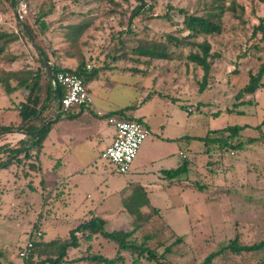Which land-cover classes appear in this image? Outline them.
<instances>
[{
  "label": "rangeland",
  "instance_id": "obj_1",
  "mask_svg": "<svg viewBox=\"0 0 264 264\" xmlns=\"http://www.w3.org/2000/svg\"><path fill=\"white\" fill-rule=\"evenodd\" d=\"M235 3L242 6L244 12L239 19L226 13L222 34L210 39L211 52L219 56L214 60L213 76L203 93L197 91L201 75L194 72L193 65L186 63L185 57L191 49L176 47L175 54H180L181 59L150 64H146L143 58L138 63L120 61L116 64L119 71L115 69L103 78L98 89L101 93L95 94L94 91L92 95L97 107L109 111L136 105L133 114L141 116L148 125L149 139L160 137L159 125L164 123L168 124L166 133L180 131L183 135L182 139L167 146H175L187 154L189 170L179 176V183L170 191L169 200L162 196L153 202V206L160 210V218L183 238V242L172 245L165 256L172 264H197L234 239L237 231L240 234L238 240L247 244L264 239V88L252 95L244 94L241 98L244 104L235 105L238 102L235 95L247 84L248 72L257 73L264 61V33L257 32L252 37L253 28L261 18L264 19V0H235ZM2 4L7 6L8 0H0V7ZM135 4L133 0H29L26 9L23 0H19L15 13L19 21L29 23L35 20L38 10L51 9V14L45 18L49 26L46 40L55 54L62 58L74 57L75 60L78 54H82L93 63L99 56L104 59L105 54H112V49L118 46L117 36L128 29L129 14ZM151 5L152 19L140 17L133 21L131 29L138 38L165 40L168 33L178 37L185 35L179 31L182 16L177 10L193 13L197 8L194 0H157ZM165 14L171 21L154 17ZM80 21H88L90 26L76 43L66 41L65 28ZM15 22L13 11L0 10L2 28L17 30ZM121 37L130 50L133 39L126 32H122ZM12 47L22 56L20 63L8 68H18L22 62L34 61L35 52L31 45L19 41ZM128 66L145 70L146 75L121 71ZM17 96L18 93L0 96V124L17 126L9 118L14 117L13 110L7 111L9 107L15 108ZM233 125H247L237 137L228 141L232 146L239 144L236 148L216 146L207 153L202 143L194 140ZM12 132L0 133V145H13L6 142ZM104 145L101 142L92 148L87 143L82 147V154L60 155L63 163L55 168L54 175L61 181L68 172L69 190L62 189L59 181L52 184L51 168L57 158L49 154L39 156L42 176L34 173L26 177L22 167L0 171V264H22L18 252L25 247L30 233H40L45 241L64 238L79 221L89 219L90 215L104 218L107 232L131 229L124 211V199L111 191L113 183L120 185L127 176L112 172L111 165L100 158L99 152ZM174 157L177 158L176 154ZM66 164L68 166L64 168ZM146 177L152 185L158 183L156 175L147 174ZM104 178L108 181L104 182ZM41 179L50 181L40 183ZM94 184L100 185L98 196L101 197L102 191L104 195L102 204L97 207L93 205L97 197L92 190ZM69 191L71 196L74 194L75 206L68 204L65 193ZM87 195L91 197L87 199ZM163 232V238L159 237L158 241L164 240V246L171 245L175 236L169 230ZM90 246L91 252L107 258L114 257L117 250L115 244L98 235ZM86 247L83 245L81 251L71 250L68 258L86 255ZM163 251L164 247L158 249L160 253ZM126 257L125 264H133L131 256ZM256 258L264 261V251L257 253ZM232 262L244 264V260L239 259ZM141 264L155 263L142 261Z\"/></svg>",
  "mask_w": 264,
  "mask_h": 264
},
{
  "label": "trees",
  "instance_id": "obj_2",
  "mask_svg": "<svg viewBox=\"0 0 264 264\" xmlns=\"http://www.w3.org/2000/svg\"><path fill=\"white\" fill-rule=\"evenodd\" d=\"M133 1L136 4L129 14L128 29L122 31L133 39L132 48L127 50L126 43L121 37V32L117 36L118 46L112 49V54H105L104 59L99 56L93 63H89L86 60V56L78 54L74 68H66L60 65L58 63L60 55L55 54L51 44L46 40L49 26L45 22V18L51 14V9L47 11L38 10L35 14V20L27 23L19 21L15 13L19 0H8L7 6L2 4L3 6L0 7L1 11L8 12L10 10L14 12L17 30H6L0 26V96L9 97L19 91H26L27 95L15 108L20 121L19 124L16 127H13V124H0V133L18 130L24 132L28 138L19 140L13 145H0V171L8 170L12 166L25 164L27 171L23 174L26 177L29 176V172L40 171V167L35 162H38L43 142L52 125L62 115H68L76 109H81V111L91 110L90 105L73 108L64 114L57 113L55 120H52L54 110H58L65 90L60 84H52L47 67L50 68L54 79L59 72L77 75L83 80L89 92L88 83L97 80L101 72L112 68V65H116L120 61H136L138 63L141 58L146 60V64L172 61L181 59L180 54H175L174 48H188L191 50L185 57L186 63L187 65H193L194 72L197 71L201 75L200 81L197 82V91L198 93H203L207 89L209 80L213 76L214 60L219 56L211 52L210 39L222 34L224 29L223 17L226 13H231L234 18L239 19L244 12V8L240 5L238 6L235 0H194L197 8L193 13H188L184 9L177 10L178 14L182 16L181 29L179 31L183 34L185 33V35L178 37L168 33L165 40H152L138 38L131 27L133 21L140 19V17L152 19L151 2H156L157 0ZM23 2L26 9L29 8V0H23ZM227 2L228 4L226 5ZM154 17L171 21L168 14ZM89 26L90 22L88 21H80L67 26L64 31V39L72 44L76 43ZM257 32L264 33L263 18L253 28L252 37ZM19 41L33 47V52H35L33 62L35 65L25 61L16 69L8 68V66L21 61L22 53L15 51L12 47ZM258 50L261 49L258 48ZM123 70L146 75L145 70L132 68V66H128ZM263 78L264 61L261 63L257 73L248 72V82L235 95V100L238 101L235 105L244 104L241 101L244 94L252 95L257 90L264 88ZM56 104L58 105L56 106ZM135 108L136 105H130L109 112L101 118L115 117L124 121L135 120L144 122L129 114ZM246 127L247 125L227 126L223 129L208 132L204 137L194 138V140L201 142L207 153L214 150L216 146L236 148L239 144L232 146L228 141L237 137L238 133ZM216 134H221L225 137L222 139L217 137ZM186 172L187 163L184 161L176 169L165 171L164 175L168 179H173ZM43 182L44 180L41 179L40 183ZM145 207H148V204L144 197V192L141 188H137L124 200V210L129 215L130 230L117 229L107 232L105 231L106 220L100 216H92L89 219L79 221L75 227L68 231L67 236L64 238L45 241L42 236H37V232L30 233L28 241L33 242V247L28 258L22 259V264H75L81 261H86L89 264H125L126 255L131 256L133 264H141L142 261L155 264H172L165 256L170 252L172 245H179L183 242V238L176 235L167 223L160 218V210L158 208L148 207L150 211H146ZM164 230H169L175 236L171 245L164 246V240L158 241L159 237L163 238ZM237 233L234 239L206 255L197 264H214L217 262L233 264L232 261L238 259L244 260V264H264L263 260L256 258L257 253L264 251V239L258 243L247 244L238 240V235L240 234L239 231ZM97 235L116 245L117 250L114 257L107 258L91 252L90 243ZM83 245H87L86 255L76 259L68 258L71 250L81 251ZM160 247H164L162 253L158 252ZM1 257L2 254L0 252V259Z\"/></svg>",
  "mask_w": 264,
  "mask_h": 264
},
{
  "label": "crops",
  "instance_id": "obj_3",
  "mask_svg": "<svg viewBox=\"0 0 264 264\" xmlns=\"http://www.w3.org/2000/svg\"><path fill=\"white\" fill-rule=\"evenodd\" d=\"M31 65H35L33 61H27ZM20 63V61L16 62ZM60 65L66 68H74L76 66L77 61L75 60L74 57H65L62 58L60 56L59 62ZM114 66V67H113ZM16 69V68H12ZM50 70L49 67H47ZM120 69L119 66L117 65H112V68L107 69L104 72H101L99 74V78L97 80L91 81L88 83L87 87L89 89V93L91 95H94L96 93H101L99 92L98 89L102 84L103 78L106 76L107 73H110L114 70ZM123 72V68H121ZM119 71V70H118ZM51 72V70H50ZM94 87L92 89L91 87ZM18 96V102L15 104V108L20 104V102L25 98L27 95L26 91H19L17 92ZM17 93L13 94L16 95ZM11 95V96H13ZM150 94L148 95V97ZM161 99V97H160ZM90 111H81V109H76L72 113L68 115H62L58 121H56L52 127L50 128L46 139L43 142L42 150L39 154V156L43 153V155L46 157L49 156L52 158H57V162L53 164L51 170H52V175H51V182L54 184V181H59L60 184H62V189L64 188L65 190H69L70 186L67 184L66 180H70V174L68 172L61 177V181L58 176L54 175V170L57 166H60L63 163V155H67V157L71 156L72 154H82L83 150L82 147L90 143L92 148L96 147L99 143L104 142V148H102L99 152V154L107 147L110 145V143L113 140L115 130L114 128L107 123L106 119H102L104 115H106L109 112V110H105L101 107H97L95 105L93 98H92V104L90 105ZM6 108V107H5ZM12 109L9 107L7 111H12L11 114L14 115L9 117L12 118L11 123H16V125L19 124V118L17 116L16 110ZM137 108V107H136ZM136 108L130 112L129 114L134 117V118H139L141 120V116H135L133 112H136ZM98 111H101L103 115H98ZM115 111V110H113ZM10 114V113H9ZM96 115V116H95ZM57 117V110H54L52 120H55ZM144 121V120H143ZM145 123V121H144ZM147 125V124H146ZM168 126V124H162L159 125L160 128V137L157 136L156 140L155 138L149 139L150 135V129H149V135L146 138L145 142L143 143L142 147H140L135 159L133 160L130 169L127 173L125 174H119L123 176H127L126 180L123 181L120 185L119 183H113L114 185L111 189V191L114 190V192L117 193V196H121L124 200L128 198V196L131 194V192L135 191L137 188H141L142 191L144 192V197L146 198L148 207H155L153 206V202L155 199L158 198H163L165 197L166 200H169V196L171 193L170 191L175 189L177 184L179 183V175L176 178L173 179H168L165 177L164 173L165 171L176 169L179 167L184 161L187 163V172L189 170V160L187 154L180 150L177 149L175 146H167L170 145V143L173 144V142L182 139L183 135L182 133L177 132H167L165 131V128ZM28 136L24 132H20L18 130L12 132L11 134L8 135L6 138L7 143H13L15 144L19 140H26ZM46 151V152H45ZM174 154H176V157H174ZM55 155L57 157H55ZM62 155V156H60ZM39 156H38V162H39ZM146 158V160H144ZM37 163V165L40 167V171L37 172H29L30 176L34 175H40L42 176V167H41V162ZM68 164L64 165V168H67ZM13 168L20 169V167L23 168V172L27 171V166L26 165H19V166H12ZM8 169L7 171L13 169V168ZM113 169V167L111 166ZM2 171V170H1ZM112 172H115L114 169L111 170ZM186 172V173H187ZM117 173V172H116ZM184 173V174H186ZM118 174V173H117ZM147 174H154L158 178V183H155L156 185H152L150 183V179H147ZM44 178V176H43ZM104 182L108 181V178H104ZM45 183L48 184L50 180H45ZM94 191V196L96 195V199L94 200V204L96 207L100 206L102 204V199L104 198L103 191L101 197H99L97 192L101 193L100 190V185L94 184V188L92 189ZM64 192V191H63ZM67 195L66 198L68 199V204H72L71 206H75L76 199L73 196L70 195V191L68 193H65ZM90 195V194H89ZM87 195V199H89L91 196ZM163 196V197H162ZM168 205H171V203H168ZM148 207H145L146 209ZM145 209V210H146ZM143 210V209H142ZM125 211V210H124ZM88 212V211H87ZM126 212V211H125ZM127 213V212H126ZM89 214H91V211L89 210ZM128 215V213H127ZM92 216H99V215H90ZM101 217V216H100ZM104 219V218H103ZM129 219V215H128Z\"/></svg>",
  "mask_w": 264,
  "mask_h": 264
},
{
  "label": "built area",
  "instance_id": "obj_4",
  "mask_svg": "<svg viewBox=\"0 0 264 264\" xmlns=\"http://www.w3.org/2000/svg\"><path fill=\"white\" fill-rule=\"evenodd\" d=\"M55 83L60 84L65 90L57 113L64 114L70 109L92 104L90 93L77 75L59 72L55 77ZM97 113L103 115L101 111ZM106 120L114 128L115 134L110 145L100 153V158L107 161L118 174H125L129 171L141 144L148 137L149 129L140 121H124L115 117H108ZM37 236H40V233H37ZM32 247L33 242L28 241L25 247L20 249L18 256L27 259Z\"/></svg>",
  "mask_w": 264,
  "mask_h": 264
},
{
  "label": "water",
  "instance_id": "obj_5",
  "mask_svg": "<svg viewBox=\"0 0 264 264\" xmlns=\"http://www.w3.org/2000/svg\"><path fill=\"white\" fill-rule=\"evenodd\" d=\"M48 73H49V77H50V80H51L52 84L55 85L56 84L55 83V79H54V77H53V75H52V73L50 72L49 69H48Z\"/></svg>",
  "mask_w": 264,
  "mask_h": 264
}]
</instances>
